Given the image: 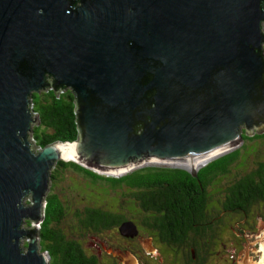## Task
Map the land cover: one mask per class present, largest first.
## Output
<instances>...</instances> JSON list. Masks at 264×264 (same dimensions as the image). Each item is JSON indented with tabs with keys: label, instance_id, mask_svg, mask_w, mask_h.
I'll return each mask as SVG.
<instances>
[{
	"label": "water",
	"instance_id": "water-1",
	"mask_svg": "<svg viewBox=\"0 0 264 264\" xmlns=\"http://www.w3.org/2000/svg\"><path fill=\"white\" fill-rule=\"evenodd\" d=\"M263 44L264 0H0V264H49L57 162L196 165L264 126ZM63 88L77 138L35 147L32 93Z\"/></svg>",
	"mask_w": 264,
	"mask_h": 264
},
{
	"label": "flooded vegetation",
	"instance_id": "flooded-vegetation-1",
	"mask_svg": "<svg viewBox=\"0 0 264 264\" xmlns=\"http://www.w3.org/2000/svg\"><path fill=\"white\" fill-rule=\"evenodd\" d=\"M262 51L264 55V44ZM240 137L230 150L199 164L154 166L188 176L159 182L151 191H158L154 202L139 197L145 188L124 187L136 217L83 208L91 217L86 225L77 221V227L91 238L88 246L95 251L90 256L104 264L106 249L114 248L129 252L130 264H264V126L252 136L241 129ZM215 161L217 168L201 178L200 172ZM163 195L166 208L160 205ZM98 209L104 211L101 218H96ZM123 222H131L136 235H122ZM126 262L116 258L111 264Z\"/></svg>",
	"mask_w": 264,
	"mask_h": 264
},
{
	"label": "trees",
	"instance_id": "trees-1",
	"mask_svg": "<svg viewBox=\"0 0 264 264\" xmlns=\"http://www.w3.org/2000/svg\"><path fill=\"white\" fill-rule=\"evenodd\" d=\"M31 97V110L38 117V126L32 128L35 147L41 149L54 142H73L76 140L75 105L73 95L68 88H63L58 92L46 89L38 93H32ZM218 165L219 161L211 163L206 170L200 172V177L203 178L202 176L206 172L209 173L215 170ZM66 169L74 170L82 174L89 182L96 183L104 188L107 186L112 190L122 187L131 189L143 187L147 192L139 197L143 201L145 198H152L153 202L159 195L158 191L156 195L151 191L159 182H168L175 177H180L181 179L188 177L181 170L171 171L149 167H145V170L140 168L131 171L120 177H113L99 174L74 161L57 162L50 172L51 185L45 198L44 218L39 229L40 251L47 253L49 264H97L90 254L85 253L78 241L68 238L56 228L57 220H60L63 216L64 210L57 194L51 192V187L52 184L61 181ZM167 201L163 195L160 200L161 207L166 208L168 205ZM103 214L104 211L99 209L95 213L96 218L103 217ZM76 216L78 217L77 221L86 225V218L91 217V211L89 209L78 211ZM83 221L86 222L83 223Z\"/></svg>",
	"mask_w": 264,
	"mask_h": 264
},
{
	"label": "rangeland",
	"instance_id": "rangeland-1",
	"mask_svg": "<svg viewBox=\"0 0 264 264\" xmlns=\"http://www.w3.org/2000/svg\"><path fill=\"white\" fill-rule=\"evenodd\" d=\"M36 126L38 125H33V128ZM27 140L28 142H34L32 134L28 135ZM34 150L37 149L34 148ZM145 167L141 169L145 170ZM51 189V192L57 194L64 210L63 216L60 220H57L56 228L68 238H73L78 241L87 254L94 253L95 248L93 246H88L90 245L91 238L85 233H82V231H79L76 212H81L82 209L86 207H97L113 213L116 212L136 217V207L128 203V199L124 197L128 193L126 188L123 187L112 190L107 186L106 188L100 187L96 183L89 182L82 174L71 169H66L61 181L52 184ZM24 201L27 202L28 200L25 199ZM121 203L125 205H121ZM79 235H82V237H79ZM20 244L25 246V239L22 240ZM106 251L109 255L101 259L104 264H111L116 258L127 261L126 264H130V262L134 261L128 254L129 252L126 253L125 251L114 248H107ZM111 256H113V258Z\"/></svg>",
	"mask_w": 264,
	"mask_h": 264
}]
</instances>
